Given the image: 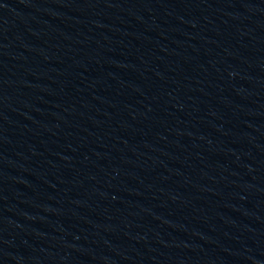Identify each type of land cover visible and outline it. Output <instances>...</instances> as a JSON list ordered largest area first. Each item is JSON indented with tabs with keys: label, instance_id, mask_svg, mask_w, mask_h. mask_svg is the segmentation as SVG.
<instances>
[{
	"label": "water",
	"instance_id": "obj_1",
	"mask_svg": "<svg viewBox=\"0 0 264 264\" xmlns=\"http://www.w3.org/2000/svg\"><path fill=\"white\" fill-rule=\"evenodd\" d=\"M0 264H264V0H0Z\"/></svg>",
	"mask_w": 264,
	"mask_h": 264
}]
</instances>
